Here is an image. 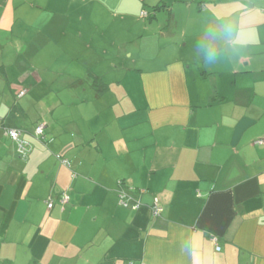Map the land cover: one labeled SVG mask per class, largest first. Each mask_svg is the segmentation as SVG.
Returning a JSON list of instances; mask_svg holds the SVG:
<instances>
[{
    "label": "crops",
    "instance_id": "crops-1",
    "mask_svg": "<svg viewBox=\"0 0 264 264\" xmlns=\"http://www.w3.org/2000/svg\"><path fill=\"white\" fill-rule=\"evenodd\" d=\"M0 40V264H264V0H0Z\"/></svg>",
    "mask_w": 264,
    "mask_h": 264
},
{
    "label": "built area",
    "instance_id": "built-area-1",
    "mask_svg": "<svg viewBox=\"0 0 264 264\" xmlns=\"http://www.w3.org/2000/svg\"><path fill=\"white\" fill-rule=\"evenodd\" d=\"M141 14L142 16L145 17L148 16V12L146 10L142 11ZM25 93L26 90H22L19 93V96H22ZM44 131H45V123H40L39 125H37L34 132L35 138L39 140L43 139ZM6 133L17 143L18 151L21 156H26L31 152L33 148L32 143L23 137L24 133L21 129L9 128L6 130ZM259 143H262V141H259ZM57 157L60 159V161L63 164L70 166V163L67 159L61 157L60 155H57ZM73 176H76V174L74 173ZM119 185H120V190H119L120 204L124 206H132L133 208L139 207L138 202H134L129 194L134 188L132 186L126 187L124 181L122 180L119 181ZM58 200L61 205H64L69 202L70 195L65 191L59 196ZM54 203H55L54 199L50 197L47 201V207L51 209L54 206ZM161 212H162V208L159 206L158 201H156V205L152 208V215L153 217H158L161 214ZM213 240L215 241V243L217 242V238L213 237ZM216 244H217L216 249L220 250L221 246L218 243Z\"/></svg>",
    "mask_w": 264,
    "mask_h": 264
},
{
    "label": "clouds",
    "instance_id": "clouds-1",
    "mask_svg": "<svg viewBox=\"0 0 264 264\" xmlns=\"http://www.w3.org/2000/svg\"><path fill=\"white\" fill-rule=\"evenodd\" d=\"M232 25L225 23L218 25L216 29H209L200 44L207 64H213L221 55V44L232 36Z\"/></svg>",
    "mask_w": 264,
    "mask_h": 264
},
{
    "label": "rangeland",
    "instance_id": "rangeland-1",
    "mask_svg": "<svg viewBox=\"0 0 264 264\" xmlns=\"http://www.w3.org/2000/svg\"><path fill=\"white\" fill-rule=\"evenodd\" d=\"M0 42H2V41L0 40ZM117 64L119 65V68L117 69V76H120L121 75V71H123L125 69L124 67L125 66H132L133 62H132V59H130L128 57V54L127 55L123 54V55H120V56L117 55ZM0 83H2V82L0 81Z\"/></svg>",
    "mask_w": 264,
    "mask_h": 264
},
{
    "label": "trees",
    "instance_id": "trees-1",
    "mask_svg": "<svg viewBox=\"0 0 264 264\" xmlns=\"http://www.w3.org/2000/svg\"><path fill=\"white\" fill-rule=\"evenodd\" d=\"M163 6L164 5H158V6H155V7H153V13H151L150 15H149V13H148V16H150V18H153L154 17V14L156 13V12H158V11H160L162 8H163ZM147 17V16H146ZM96 79V78H95ZM93 82H95V80H93Z\"/></svg>",
    "mask_w": 264,
    "mask_h": 264
}]
</instances>
